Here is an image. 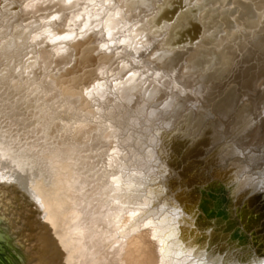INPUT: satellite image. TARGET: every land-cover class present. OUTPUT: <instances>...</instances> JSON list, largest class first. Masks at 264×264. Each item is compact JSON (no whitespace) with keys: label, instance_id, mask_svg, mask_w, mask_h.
<instances>
[{"label":"bare ground","instance_id":"obj_1","mask_svg":"<svg viewBox=\"0 0 264 264\" xmlns=\"http://www.w3.org/2000/svg\"><path fill=\"white\" fill-rule=\"evenodd\" d=\"M112 2L0 0V209L26 256L264 260V0Z\"/></svg>","mask_w":264,"mask_h":264},{"label":"water","instance_id":"obj_2","mask_svg":"<svg viewBox=\"0 0 264 264\" xmlns=\"http://www.w3.org/2000/svg\"><path fill=\"white\" fill-rule=\"evenodd\" d=\"M187 2H188V0H187ZM113 4L115 3V4H117L118 2H117V0H113V2H112ZM158 13L160 12V9H158L157 8V10H156ZM156 14V13H155ZM155 14H153V15H155ZM260 87H261V85L259 86V88L258 89H260ZM136 89L138 88V87H135ZM189 89V88H188ZM187 89V90H188ZM185 92H186V90H184ZM138 97V96H137ZM147 100V101H146ZM145 101H141L140 99H139V101H138V103H139V105H140V107H142V109L143 108H148L147 109V112L148 111H150L151 109H158V110H162V111H166L167 113L165 114H163V116L162 117H170L171 116V113H172V110H170V108H168L167 106H166V104L167 103H169L168 102V100H169V98H167V99H163V100H161V99H157V100H155V101H149V99H146ZM146 103V104H145ZM150 104V107L148 106V105ZM156 104V105H155ZM152 105V106H151ZM154 105V106H153ZM190 111H191V108L190 109H186L185 111H183L182 113H181V117L179 118V117H177L176 118V120H174V122H176L175 123V125L173 126V127H177L178 125H179V127H182L184 124H185V121L188 119V120H190L191 119V124H193L194 122H195V115H190L191 113H190ZM237 114V113H236ZM192 116V117H191ZM148 118V117H147ZM179 118V119H178ZM149 119V118H148ZM153 122H155L154 124H153V127L151 128V130L153 131V133L155 134L156 133V131L157 130H160V128H163L162 127V122H160V121H158V119L156 120V119H154V120H152ZM173 122V123H174ZM166 128V127H165ZM166 130H168V128H166ZM152 133V135H154ZM170 133V132H169ZM168 133V134H169ZM199 137H196V139L195 140H197ZM157 144V150H160L159 148L161 147V145H160V143L159 142H157L156 143ZM144 145V144H143ZM159 146V147H158ZM152 161H154V159H152ZM156 162V161H155ZM155 162H154V164H155ZM2 168V167H1ZM3 172L5 173V169L3 170ZM1 174H3L2 173V171H1ZM7 177L9 178L10 177V174L9 173H7ZM4 179L2 178V179H0V184H3V182L1 183V181H3ZM16 180V179H15ZM17 183H18V181H17ZM15 186V187H14ZM1 187H3V186H1ZM0 187V197L2 196V197H5L6 198V196L7 197H10V195L12 194V191L9 189L8 190V192H6L7 194H9V196L8 195H4V193L5 192H3L4 190H3V188H1ZM12 187H13V189H14V192H16L17 194H16V197H18L19 195H18V190L16 189L17 188V186H16V182L12 185ZM6 191V190H5ZM24 193V192H23ZM15 195V194H14ZM24 196L26 197V198H30L31 197V195H30V193L28 192V189H26V192L24 193ZM32 198V197H31ZM18 200V199H17ZM16 200V201H17ZM23 200H26V199H23ZM19 201V200H18ZM20 202V201H19ZM19 202H17V204H15V206H17V207H21L20 205H21V203H19ZM260 203H262V205H264V198H261L260 200H259V204ZM14 203H13V201L11 202H8V206L9 205H13ZM19 205V206H18ZM18 208V209H19ZM22 208V207H21ZM11 210H13V211H15V210H17V209H15V208H13V207H11ZM12 212V211H11ZM19 213H22L21 211H19ZM4 214V213H3ZM6 215L8 214V213H5ZM9 215V214H8ZM0 222L2 223V224H7V225H9V227L10 228H13L14 226H15V224H17L15 221V223L13 224V223H9V221H8V219H6L5 217H3L2 216V214L0 213ZM38 245V244H37ZM42 245V244H41ZM20 246H21V244H20ZM38 248H39V250H36L35 249V252H39L40 254H42V256H44V257H46V263L45 264H47L48 262L50 263V256L48 255V252H47V250H45V248L43 247V248H41V246L39 247V245L37 246ZM21 248H22V250L24 251L23 253L24 254H22L21 252H19L18 250H16V252L19 254L18 256H13L14 258V260L15 261H19V264H27V262H30V261H32L33 260V254L32 255H30V256H26V254H25V250L23 249V247L21 246ZM34 252V254H36ZM35 258L36 259H38V261H40L41 260V257H40V255L38 254V256H36L35 255ZM5 261V260H4ZM4 261H2L1 260V258H0V264H4ZM48 261V262H47ZM8 262V261H7ZM12 264V263H11ZM14 264V263H13Z\"/></svg>","mask_w":264,"mask_h":264},{"label":"rangeland","instance_id":"obj_3","mask_svg":"<svg viewBox=\"0 0 264 264\" xmlns=\"http://www.w3.org/2000/svg\"><path fill=\"white\" fill-rule=\"evenodd\" d=\"M6 202H8V198L6 197ZM10 202V201H9ZM16 211V210H15ZM0 213L2 214L3 217L8 219L9 223H15L14 219H17V213H11V214H3V210L0 209ZM17 229L15 227L10 228L9 225L2 224L0 222V258L2 261H4V264H19V261H15L13 256H18L19 254L17 253L18 251L24 254L21 246L19 239L15 236L13 231H16ZM25 245V244H23ZM16 250H18L16 252ZM35 252V251H34ZM26 253V251H25ZM36 254L33 253V260L30 262H27V264H45L46 263V257L42 256L38 251L35 252ZM38 254L41 257V260L38 261V259L35 258V255L38 256ZM8 261V262H7ZM48 262V261H47Z\"/></svg>","mask_w":264,"mask_h":264},{"label":"snow or ice","instance_id":"obj_4","mask_svg":"<svg viewBox=\"0 0 264 264\" xmlns=\"http://www.w3.org/2000/svg\"><path fill=\"white\" fill-rule=\"evenodd\" d=\"M252 124H255V121L252 122ZM252 125H245L244 128L242 129V131H247V129L249 127H251ZM259 185H260V189L264 190V179H262L261 181H259ZM173 207H175V205L173 204ZM176 212H179V209H176ZM150 214V213H149ZM132 215H137V213H132ZM174 218L176 217V213H173ZM163 251V250H162ZM201 264H203V262H201ZM249 264H264V260H260L258 258H252V260H250Z\"/></svg>","mask_w":264,"mask_h":264}]
</instances>
